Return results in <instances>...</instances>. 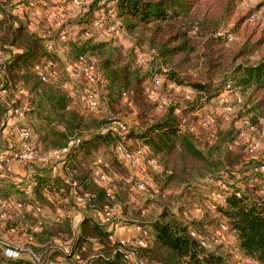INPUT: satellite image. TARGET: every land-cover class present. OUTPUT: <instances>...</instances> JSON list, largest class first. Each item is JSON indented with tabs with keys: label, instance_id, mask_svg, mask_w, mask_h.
I'll return each mask as SVG.
<instances>
[{
	"label": "trees",
	"instance_id": "1",
	"mask_svg": "<svg viewBox=\"0 0 264 264\" xmlns=\"http://www.w3.org/2000/svg\"><path fill=\"white\" fill-rule=\"evenodd\" d=\"M1 2L0 49L4 58L6 55L10 56L8 60L5 59V70H0L4 79L3 87L9 91V97H15L17 104L23 98L22 94H19L20 86L39 98L37 104L34 99L29 101L31 107L44 115L42 130L45 132L40 140L44 150L66 148L72 139L81 138L80 146L70 153L69 170L74 172L84 189H90L94 194L92 201L87 205L88 209L105 213L108 208L119 203L127 222H133L148 230V235L144 238L146 245L136 249L138 259L146 264H232L231 261L236 259L233 249L237 248L245 258L256 264H264V197L256 193L260 185H249L246 189L235 183L230 184L228 190L213 185L212 189L224 195L225 203L218 204L216 210L211 212L206 210L200 219L187 217L192 215V205L188 208L182 205L177 213L171 205L177 199V192H180V196H191L193 191L198 190L197 186L219 179L228 172L233 174V171L227 169H236L240 164L242 166L245 163L246 169L250 168L256 172L254 175L264 179V173L260 172V168L264 166V152L250 156V152L246 151L247 154L241 153L239 162L229 164V157L238 152L235 128L223 131L220 125H216L207 136L206 147L211 153L219 154L217 161L211 160L199 149L200 141L196 137L198 132L191 133L185 129L183 124L187 125V122L184 123L183 116L176 113L178 109L184 114H187L189 108L192 111L201 109L220 94L222 87L236 88L234 84L244 88L254 86L264 92V62L255 67H247L243 73L234 67L227 70L223 84L218 87L217 93L214 92L215 95L211 93L209 84L188 82V79H184L180 72L176 71L177 68L168 67L162 85L175 83L180 88H192L201 95V102L198 105L195 101L186 102L187 109L183 111L182 104L170 100L164 103L163 110L155 115L154 107L142 110L140 105L144 102L143 99L148 97L144 84L148 81L154 83L156 78H160L157 75H163L162 72H156L155 67H149L147 71L144 70L145 67H118L113 65L110 58H98V65H94L104 81L101 90L102 104L113 116H119L115 120H121L126 125V131L121 133L116 126H112V120L103 113L102 107L97 112L87 106L84 100L85 86L78 89L79 85L72 83L69 73L61 67L58 57L44 49V40L30 33L26 26L10 12L5 11L7 3ZM189 8V0H118L115 11L118 20L125 23L130 21L131 28H134L139 25L168 22L179 16L178 10L187 11ZM88 12L90 13H86L84 18L81 16L76 22L85 32H88L97 20L94 11ZM171 38L179 39L182 35ZM106 44L115 45L114 53L121 51L114 42ZM106 44L92 46L88 43L80 55L89 56L88 52L96 55L99 53L97 49ZM184 46L174 49L177 52L184 51ZM206 56L209 62L213 59L211 46L208 47ZM44 65H51L50 70L54 75L48 82H43L37 75V69ZM209 70L210 77L213 78L216 67H210ZM66 83L77 86V91L73 88L67 89ZM3 100L8 104V99ZM116 106L122 107L123 112L121 110L119 114ZM6 110L0 96V114ZM127 116L131 122L126 121ZM201 118L203 117L199 115L197 121ZM58 126H63L64 131L58 130ZM118 145H122L131 153L139 148H147L145 162L153 160L157 167V170H148L157 186V197L145 202L137 211L132 209L131 214H128V208L135 206H130L133 200V181H114L116 190L113 192L114 199L111 200L107 196V189L93 184L91 179L90 164L101 153L102 159L110 166L112 175L121 174L130 179V172L118 158ZM247 155L249 159L246 158ZM215 225L221 231L222 226L228 228V231L223 232L233 235L234 246L219 247L220 251L213 252L202 245V241L207 239L202 234H207ZM193 233L196 236H193ZM110 235L111 233L104 230L102 222L86 220L81 226L79 238L74 243V253L67 256L68 264H77L74 255H79L83 264H134L125 260L127 249L122 248L120 244H114ZM91 239H96L100 248L89 254ZM0 264L16 263L4 259L0 249Z\"/></svg>",
	"mask_w": 264,
	"mask_h": 264
},
{
	"label": "rangeland",
	"instance_id": "2",
	"mask_svg": "<svg viewBox=\"0 0 264 264\" xmlns=\"http://www.w3.org/2000/svg\"><path fill=\"white\" fill-rule=\"evenodd\" d=\"M20 1L23 4L25 0ZM117 1L92 0L90 4L86 5V0H81L79 5H74L70 0L72 10L65 14L68 16L71 28L62 32L59 31L58 39L56 38L57 30H50V38H47L43 45L46 46L44 49L47 51L48 44L46 45V43L50 42L52 52H59L60 65L66 70L75 67V65L81 66L82 63L85 66L95 63L98 65V58H110L113 65L118 67L129 65L132 68L145 67V71L149 67H155L156 72L161 71L163 74L157 75L160 76L161 82L156 84L155 81L154 83L148 81L144 84L148 97L144 98V102L140 105L142 110H149L148 108L154 107L153 113L158 115L163 110L164 103L170 100L182 104L183 111L187 109L186 102L195 101L197 105L201 102V95L199 96L192 88H180L175 83H169L167 86L162 85L165 72L169 68H177L176 71L180 72L181 77L188 79V82L209 84L211 93L215 95L218 87L223 84L227 70L234 67L243 73L247 67H255L264 62V0H189L190 8L187 11L178 10L179 16L170 19L168 22L139 25L134 28H131L130 21L125 23L116 18L115 6ZM89 10L94 11L97 20L87 30L88 32H85L81 28H76L77 25H73V21L74 19H81V16L84 18L86 13H90ZM185 34L186 37L184 38ZM176 35H182V38H171V36L175 37ZM63 36H65V40L61 39ZM110 42L116 43L121 51L114 53L115 45L106 44ZM88 43L92 46L106 45L103 48H98L99 53L96 55L88 52L89 56H81V50ZM183 45H185L184 51L177 52L174 49ZM210 46L213 59L209 62L206 54H208V47ZM210 67H216L213 78L210 77ZM141 74L144 75L143 72ZM234 85L236 88L227 87L223 89L222 87L220 94L201 109L192 111L189 108L187 114L181 112L180 109L176 112L183 116L184 123L187 122V125L183 124L185 129L191 133L198 132L196 137L200 141L199 149L211 160L216 159L217 161L219 154L218 152L211 153L206 147L207 136L211 134L216 125H220L223 131L235 128L238 152L229 157L231 160V162L228 160L229 164L239 162L241 153L247 154L249 151L251 156L253 153L264 152V92L254 86L244 88L237 87L238 84ZM84 86L79 85L78 89ZM228 106L232 107V112L225 110ZM101 107L103 113L112 120V126H115V118L119 116H113L109 113L102 101L99 108L94 111H100ZM121 108L116 106V110L120 111L119 114ZM199 115L203 118L197 121ZM129 116L125 117L127 122H131L128 120ZM102 154L99 156L101 160ZM246 158L249 159V155ZM138 161L133 160L128 164L138 165ZM245 165V163L242 166L240 164L236 169L228 168L227 170L233 171V174L228 172L219 179L207 181L197 186L196 189L198 190L193 191L191 196L187 194L180 196V192H177L176 201L171 203L174 211L177 213L182 205L187 208L192 205V215H187V217L195 219L197 217L200 219L208 209L209 212L213 211L210 206L211 203L215 202L214 197L218 194L217 190L212 189L213 185L216 187L218 185L224 190H228L229 185L235 183L246 189L249 185L252 187L260 185L261 187L259 186L256 193L264 197V179L254 175L256 172L250 168L246 169ZM4 171L8 170L5 168ZM134 173L140 174L143 177L141 181L147 185L145 192L138 193L135 188L137 179L132 180L134 188L130 206L135 205L131 208H135L134 210L137 211L144 206L145 202L156 198L158 194L155 193L157 186L152 181L148 170L143 173L138 168V170H134ZM111 192L113 193L112 190ZM101 215L99 219H102ZM211 229L207 234H202L204 238L207 237L204 240L209 250L217 252L220 251L219 247L234 246L233 235L223 232L228 231L227 227L226 229L222 228L223 231L217 225ZM0 238H2L1 233ZM53 247L54 250L56 249L55 251L62 250L66 253L69 251L62 244H53ZM24 248L23 246L22 249ZM233 253L236 255V259L231 261L234 264H256L251 259L241 255L237 248L233 249ZM61 264H66V262L62 260Z\"/></svg>",
	"mask_w": 264,
	"mask_h": 264
},
{
	"label": "crops",
	"instance_id": "3",
	"mask_svg": "<svg viewBox=\"0 0 264 264\" xmlns=\"http://www.w3.org/2000/svg\"><path fill=\"white\" fill-rule=\"evenodd\" d=\"M5 1L7 4L4 10L10 12L26 26L30 33L43 39V43L50 38V30H57L56 33H58L71 28V23L65 14L72 10L70 0H25L23 4L20 0H3L1 3ZM91 2L92 0H86L85 4ZM17 6L23 8L22 14L15 10ZM76 22L77 19H74L73 25H77ZM76 28L80 27L77 25ZM58 35L59 33L56 34L57 39ZM44 47L46 49V46ZM52 54L56 55L59 60L58 51H53ZM9 58V55L5 56V59ZM65 87L77 91V86H73L72 83H66ZM19 94H22L23 98L17 107L24 110L23 119L12 115L6 101L2 98L7 110L0 114V154H9L10 150L16 147L18 141L12 135V127L15 124H22L31 133L32 145L40 154L48 157L49 162L47 164L15 162L10 164V171H0V233L2 234L0 249L3 258L16 264H61L62 260L68 264L67 256L74 253V243L80 236L82 224L88 219L102 222L104 230L108 233L112 232L117 239L132 241L138 238L140 236L136 228L138 225L126 221L124 210L119 203L114 207L120 225L114 229L105 223L104 212L101 215L102 212L88 209L89 203L74 201L72 182L77 183L81 195L90 197L91 201L94 194L90 189H84L74 172L69 170L70 154L63 153L65 148L43 149L40 140L45 132L42 130L44 115L38 109L31 107L29 101L34 99L37 104L39 98L22 86L19 87ZM58 130L64 131L63 126H58ZM137 163L139 164L124 163V167L130 172V179H126L121 174L112 175L109 171L110 166L97 155L90 164L92 183L94 182L93 184L100 188H110L114 192L116 190L114 181L124 183L136 179L142 180L143 177L135 174L134 170L139 168L143 173L150 169L157 170L156 165L151 161L149 163L138 161ZM100 173L110 176L109 183L98 182L97 175ZM155 192L157 193V190ZM131 213L132 208H128V214ZM100 215L103 221L99 219ZM90 242L89 254L100 248L96 239H91ZM53 244H62L69 251L67 253L62 250L55 251ZM23 246L24 249H22ZM86 248L88 249V246ZM5 249L14 250L19 253V256L9 258L4 253Z\"/></svg>",
	"mask_w": 264,
	"mask_h": 264
},
{
	"label": "built area",
	"instance_id": "4",
	"mask_svg": "<svg viewBox=\"0 0 264 264\" xmlns=\"http://www.w3.org/2000/svg\"><path fill=\"white\" fill-rule=\"evenodd\" d=\"M2 1V0H0ZM74 5H79L81 0H71ZM18 13L23 12V8L17 6L15 8ZM61 39L65 40V36L61 37ZM52 45H47V51L52 52ZM6 62L4 58V53L0 49V70L3 72L6 68ZM51 65H44L37 69V75L43 82H48L54 75L50 70ZM67 72L70 75L73 84L81 85L85 84V97L84 100L87 103V106L92 109L96 110L99 108L102 96H101V87L104 84V81L97 73L96 67L94 64L85 66L83 63L81 66L75 65L73 68H69ZM3 75L0 72V96L3 99H8V107L9 111L12 115L18 117L19 119H23L25 117L24 110L17 107V101L15 97H9V91L3 87ZM161 82V78H156L155 83L158 84ZM226 111L232 112V107H226ZM114 125L116 128L120 130L121 133L126 131V125L121 120H115ZM12 135L17 139L18 143L15 148L10 150L9 154L2 153L0 154V171L6 170L10 171V164L12 163H21V164H29V163H41L47 164L49 162V158L40 154V152L32 145L31 142V133L30 131L23 126L22 124H15L12 127ZM82 143L81 138H74L72 139L68 146L63 149L64 154H70L72 151L76 150L80 144ZM148 153L147 148H139L135 152L131 153L127 151L122 145L117 146V155L119 160L122 163H130L133 160H141L145 161V157ZM151 163L154 164L155 162L151 160ZM260 172H264V166L260 168ZM109 175L105 173H100L97 175V180L100 183L107 184L109 183ZM73 186V199L77 203H90L91 198L86 195H81L79 191V187L77 183H71ZM146 183L141 180H137L135 182V188L138 193L145 192L147 187ZM264 194V192H263ZM107 196L109 199L113 200L114 196L110 189H107ZM215 202L211 203L210 208L212 210H216L218 204L225 203L224 195L218 193L214 197ZM116 209L115 207L108 208L104 213V221L109 225L113 226L114 228L119 227V222L117 221ZM137 231L139 232L140 236L132 241H125L117 239L113 234L110 235V240L115 244H120L122 248L127 249L124 255L125 260L129 262H133L134 264H146L144 261L137 258L136 249L139 247H144L146 245L145 237L148 235V230H144L142 227L137 226ZM223 229H226V226H222ZM193 236H196L193 233ZM202 245L207 246L205 241H202ZM5 255L9 258H17L19 256L18 252L7 249L5 251ZM74 259L76 260L77 264H83L84 262L81 260L79 255H74Z\"/></svg>",
	"mask_w": 264,
	"mask_h": 264
}]
</instances>
